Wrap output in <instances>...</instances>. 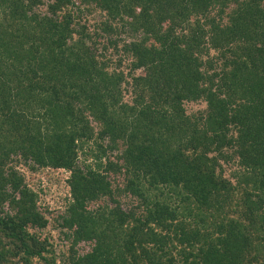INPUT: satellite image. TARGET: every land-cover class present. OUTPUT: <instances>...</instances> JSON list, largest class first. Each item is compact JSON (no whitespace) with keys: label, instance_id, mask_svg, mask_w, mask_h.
I'll return each mask as SVG.
<instances>
[{"label":"trees","instance_id":"trees-1","mask_svg":"<svg viewBox=\"0 0 264 264\" xmlns=\"http://www.w3.org/2000/svg\"><path fill=\"white\" fill-rule=\"evenodd\" d=\"M0 264H264V0H0Z\"/></svg>","mask_w":264,"mask_h":264},{"label":"rangeland","instance_id":"rangeland-1","mask_svg":"<svg viewBox=\"0 0 264 264\" xmlns=\"http://www.w3.org/2000/svg\"><path fill=\"white\" fill-rule=\"evenodd\" d=\"M199 108H202L201 104L193 105L191 111L197 110V109H199ZM45 172H48V171H45ZM45 172H44V173H45ZM34 176H35V177L32 178L31 175H28V177H27V181L29 180V183H30L31 185H35L34 183H36V179H37V178H39V180L42 182V184H44V185L46 184L45 180L42 179V178L40 177V174L36 173V174H34ZM32 182H34V183H32ZM47 186L49 187V185H47ZM56 210H57V209H56ZM61 210H63V209L60 208V211H61ZM53 235L56 237V235H57L56 231L54 232ZM78 248H79V251L82 252V251H84L85 246H84L82 243H80L79 246H78Z\"/></svg>","mask_w":264,"mask_h":264}]
</instances>
